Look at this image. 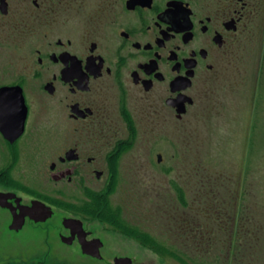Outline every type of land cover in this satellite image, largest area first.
I'll return each mask as SVG.
<instances>
[{
	"label": "flooded vegetation",
	"instance_id": "obj_1",
	"mask_svg": "<svg viewBox=\"0 0 264 264\" xmlns=\"http://www.w3.org/2000/svg\"><path fill=\"white\" fill-rule=\"evenodd\" d=\"M263 1L0 0V25L31 40L30 63L0 85L17 88V133L23 127L13 142L0 133L2 145L17 152L18 166L19 146L41 131L48 100L58 99L67 122L48 174L16 173L1 186L4 233L17 236L12 250L22 252L6 264H71L53 251L52 237L55 248L97 260L85 252L98 238L76 207L117 181L119 158L138 128L157 129L167 116L181 121L212 97ZM116 258L127 257L113 264Z\"/></svg>",
	"mask_w": 264,
	"mask_h": 264
},
{
	"label": "rangeland",
	"instance_id": "obj_2",
	"mask_svg": "<svg viewBox=\"0 0 264 264\" xmlns=\"http://www.w3.org/2000/svg\"><path fill=\"white\" fill-rule=\"evenodd\" d=\"M263 4L212 97L181 121L167 116L157 129L138 128L134 143L121 154L117 181L108 194L109 205L119 209L127 228L113 231L83 217L101 242V260L80 258L72 247L55 248L52 237L53 251L64 255L58 258L71 264H113L121 256L132 264H264ZM30 42L0 25V85L17 80L30 61ZM47 103L39 118L41 131L29 147L19 146L18 166L17 152L0 139V172L6 170L0 190L12 185L16 173L48 174V164L56 161L67 122L57 98ZM73 190L64 185L65 192ZM4 213L0 211V264L22 253L12 250L17 236H5ZM140 232L161 246H142L136 239ZM37 242L43 249L41 237Z\"/></svg>",
	"mask_w": 264,
	"mask_h": 264
},
{
	"label": "trees",
	"instance_id": "obj_3",
	"mask_svg": "<svg viewBox=\"0 0 264 264\" xmlns=\"http://www.w3.org/2000/svg\"><path fill=\"white\" fill-rule=\"evenodd\" d=\"M5 171H3L0 174H3V176H6ZM89 198H90L89 201H85L84 204L76 207L77 208L76 210H79L80 215L82 217H86L87 219L95 218L101 223H103V225L107 226L113 231L123 232L122 227L127 228L126 223L121 217L119 209L113 208L109 205L108 192L106 194H100V193L92 194L89 196ZM136 239L141 241L142 246H146L149 248L151 247L154 250L157 249L156 247L161 246V245L156 244L154 239L153 240L149 239L148 234H145L142 232L137 234Z\"/></svg>",
	"mask_w": 264,
	"mask_h": 264
},
{
	"label": "water",
	"instance_id": "obj_4",
	"mask_svg": "<svg viewBox=\"0 0 264 264\" xmlns=\"http://www.w3.org/2000/svg\"><path fill=\"white\" fill-rule=\"evenodd\" d=\"M20 103V102H19ZM22 103V97H21ZM17 88L16 87H1L0 88V133L3 137L10 142H13L22 132V124L19 126V132L17 133ZM157 162L161 161V155H157ZM90 251H83L86 254L91 255L93 258H101L99 254V248L101 242L97 239L93 243L90 242L87 245ZM96 249V252L94 250ZM115 264H131L129 258H116Z\"/></svg>",
	"mask_w": 264,
	"mask_h": 264
}]
</instances>
